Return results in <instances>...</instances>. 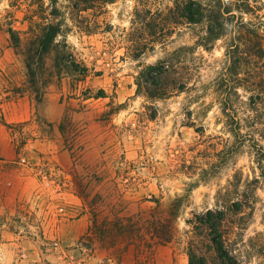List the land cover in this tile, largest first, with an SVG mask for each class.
I'll return each mask as SVG.
<instances>
[{
    "label": "rangeland",
    "instance_id": "374dc122",
    "mask_svg": "<svg viewBox=\"0 0 264 264\" xmlns=\"http://www.w3.org/2000/svg\"><path fill=\"white\" fill-rule=\"evenodd\" d=\"M196 1L220 15L208 49L207 23H184L133 57L137 0L82 12L57 0L86 77L59 80L51 52L37 103L24 65L33 1L0 0V154L13 153L0 155V264H189L190 237L221 264L207 228L193 231L216 208L238 264H264V0ZM150 2L167 13L174 0ZM163 57L167 82L185 84L164 96L143 75Z\"/></svg>",
    "mask_w": 264,
    "mask_h": 264
},
{
    "label": "trees",
    "instance_id": "16d2710c",
    "mask_svg": "<svg viewBox=\"0 0 264 264\" xmlns=\"http://www.w3.org/2000/svg\"><path fill=\"white\" fill-rule=\"evenodd\" d=\"M29 5L27 19L30 24L32 36L29 38V47L24 53L25 76L28 84L29 94H34L35 100L41 101V88L43 84L42 75L45 71V59L51 52L54 53V68L60 79L69 74L84 79L86 69H80L73 60L69 52V47L62 35V13L57 8V0H48L50 8H44V0H32ZM114 0H70L72 8L78 12L98 8L101 10L108 3ZM151 0H137L134 8V18L131 21L133 30L130 42V53L133 57H139L147 50H153L155 44L165 45L167 39L174 30L184 23L196 24L207 23V40L202 46L208 49L212 41L221 36L217 32L219 26V14H216L211 5H205L196 0H174L173 7L167 13L161 10L151 11ZM46 11H48L46 13ZM12 46L19 48L20 38L9 28ZM255 34V33H253ZM258 39L260 36L255 34ZM61 37V41H58ZM130 37V34H129ZM170 63L163 57L153 65L147 66L143 75L151 85L156 86L161 95H166L171 86L177 89L185 84L181 81L169 84L167 82ZM78 81V79H76ZM45 85V82H44ZM264 176V170L261 169ZM226 213L218 208L206 210L203 214L194 217L195 225L193 231H198L201 227L207 228L206 237L211 244L212 251L216 254L221 264H238V260L232 256L227 248L228 238L224 235V220ZM197 243L190 237L187 246L189 264H208L204 256H198Z\"/></svg>",
    "mask_w": 264,
    "mask_h": 264
},
{
    "label": "crops",
    "instance_id": "0c3cea01",
    "mask_svg": "<svg viewBox=\"0 0 264 264\" xmlns=\"http://www.w3.org/2000/svg\"><path fill=\"white\" fill-rule=\"evenodd\" d=\"M23 96H21V97H23ZM19 107H20L19 115L16 118H18L20 121V120H23L27 115L28 106H27V99L26 98H21L19 100ZM3 154L1 153L0 155L2 157L4 156V158L11 159L13 153L8 151L7 153H3Z\"/></svg>",
    "mask_w": 264,
    "mask_h": 264
}]
</instances>
